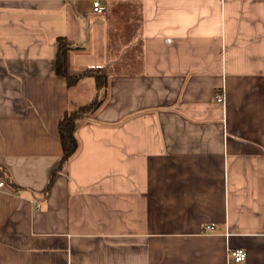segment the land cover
I'll return each mask as SVG.
<instances>
[{"label": "crops", "instance_id": "1", "mask_svg": "<svg viewBox=\"0 0 264 264\" xmlns=\"http://www.w3.org/2000/svg\"><path fill=\"white\" fill-rule=\"evenodd\" d=\"M100 1L0 0V264H264V0Z\"/></svg>", "mask_w": 264, "mask_h": 264}, {"label": "trees", "instance_id": "2", "mask_svg": "<svg viewBox=\"0 0 264 264\" xmlns=\"http://www.w3.org/2000/svg\"><path fill=\"white\" fill-rule=\"evenodd\" d=\"M68 51L69 45L66 38L64 36L56 37L54 57L55 74L64 77L68 86L74 85L82 77L91 76L94 79L96 94L87 103L66 108L58 120L57 131L61 146V155L57 167L51 173L50 183L56 172L74 154L78 147V142L75 137L77 120L81 115L93 113L98 109L106 97V88L108 85L107 75L100 68L89 69L79 74H71L68 69Z\"/></svg>", "mask_w": 264, "mask_h": 264}, {"label": "built area", "instance_id": "3", "mask_svg": "<svg viewBox=\"0 0 264 264\" xmlns=\"http://www.w3.org/2000/svg\"><path fill=\"white\" fill-rule=\"evenodd\" d=\"M105 6L101 3L100 0H92V11L96 13H101L104 10ZM217 101H222V96H217ZM3 181L0 180V187L3 185ZM246 252L241 247H235L228 251V258L233 262H241L245 259Z\"/></svg>", "mask_w": 264, "mask_h": 264}]
</instances>
